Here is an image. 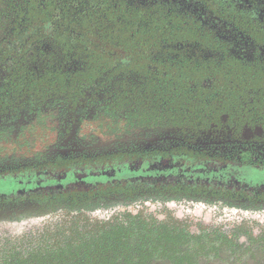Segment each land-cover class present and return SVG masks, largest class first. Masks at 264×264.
Segmentation results:
<instances>
[{"label": "flooded vegetation", "instance_id": "flooded-vegetation-1", "mask_svg": "<svg viewBox=\"0 0 264 264\" xmlns=\"http://www.w3.org/2000/svg\"><path fill=\"white\" fill-rule=\"evenodd\" d=\"M128 1L147 11L161 7L166 12L175 14L176 17L185 18L186 23L195 32V36L199 34L203 40V42L174 43L165 51L161 50L158 55L160 58L218 65L228 58H234L256 69L264 70V58L261 56L249 58L244 55L243 49L233 52L224 40L205 31L196 21L194 14V11H201L216 22L230 27L244 43L262 49L264 0H176L189 6L188 9L180 12H176L168 5L157 4L146 7ZM189 46L202 49V52H207L208 56L204 57L201 54L199 58L196 54L180 55L179 51ZM48 50L50 49L45 48L47 56H49ZM72 63L91 70V67L76 59L69 58L66 61L62 58L58 63H35L26 66L27 73L24 76L16 73L19 77L17 81H3L5 86L0 90V130L5 131L3 133L8 135V140H1L0 146L12 142L14 153L1 158L2 151H0V173L104 157L116 156L121 160L115 161L116 164L94 166V169H89L87 173H84L83 168L75 167L69 171H38L35 177L28 179L26 176L18 180L11 179L12 185L9 182L11 187L0 194V208L14 210L35 206V209H38L50 204L71 205L103 198L117 200L159 198L217 204L216 209L219 211L225 207L264 210V131L258 135H249L235 128L226 131L212 126L204 130H195L193 127L178 126L174 123L167 125L160 121L150 123L126 119L120 131L115 128L111 131L107 129L106 140L102 141L90 131L88 118L94 114V109L87 104L82 106L84 97L70 79L71 74L68 72L71 71L69 66ZM54 75L63 77L64 80L48 79ZM129 75L141 76L162 86L172 102L185 100L183 105L186 104V112H182L181 115L179 113L180 117L230 114L235 115L239 122L254 120L264 122V102L261 101L250 100L254 106L248 110L238 101L227 108L221 101L216 103L208 101L204 109L192 102L189 92H177L178 88H172L158 78L134 72L108 78L107 74H104L95 78L105 82L118 76ZM39 118H44L46 121L58 119L61 124L52 128L51 121H48L46 124L48 129L44 126L39 138L36 137L38 135L33 127L36 124L35 120ZM197 131L199 133H196ZM29 136H32V140H36L37 144L30 142ZM190 155L196 157L191 159ZM201 159L202 161L199 162L194 161ZM41 174L51 175V178H41ZM210 183L232 191L225 194L211 192ZM184 184L194 185L195 190L187 191L181 186L178 187ZM115 186L121 189L125 187L124 192L105 196H84L83 198L87 200L76 202L72 201L73 196L57 200L59 196L63 197L74 190L97 192L100 188H115ZM200 186H206L208 189L198 190ZM43 198L55 200L38 201ZM252 246L255 247L253 244ZM195 247L196 245H192V249ZM134 249V252H137L136 248ZM196 251L201 252L200 249Z\"/></svg>", "mask_w": 264, "mask_h": 264}, {"label": "rangeland", "instance_id": "rangeland-1", "mask_svg": "<svg viewBox=\"0 0 264 264\" xmlns=\"http://www.w3.org/2000/svg\"><path fill=\"white\" fill-rule=\"evenodd\" d=\"M131 1L146 7L168 5L176 12L189 7L176 0ZM194 14L205 31L224 40L233 52L243 49L244 55L249 58H264V47L260 49L244 43L230 27L216 22L201 11H194ZM179 53L187 56L196 54L199 58L201 54L208 56L207 52L194 46L182 48ZM70 65V79L84 97L82 106L87 104L95 111L88 118L90 131L102 141L106 140L107 129L120 131L126 119L150 123L160 121L167 125L174 123L195 130L212 126L226 131L235 128L249 135L264 131L262 120L239 122L235 115L230 114L180 117L182 112H186V104L183 105L185 100L170 101L166 89L151 80L129 75L102 82L95 78L88 67L76 63ZM18 79L16 73L0 69V90L5 86L3 81ZM48 79L64 80L58 75ZM48 121H51L52 128L61 124L58 119H36L33 125L38 135L36 137H41L44 126L48 129ZM3 132L0 130V141L8 140V135ZM29 140L37 144L32 136H29ZM13 149L12 142L0 146L1 158L14 153ZM2 187L4 183L0 182ZM217 206L202 201L176 199L103 198L71 205L50 204L38 209L35 206L14 210L0 208V264L23 257L29 239H32L30 248L41 244L53 247H62L60 245L68 242L78 247L83 244L84 248L78 249L86 254L85 260L94 261V264L102 260L106 264H130L136 261L138 264H264V210L235 208L241 211L234 214L229 207L219 211ZM99 233H106L103 235L108 237L101 238ZM113 233H116L115 237ZM180 234L187 235L184 240L188 242L178 247L175 239ZM192 245L197 248L192 249ZM134 248L139 251L134 252ZM197 249L201 252L198 253ZM159 250L161 252H157ZM181 251L186 254L178 257Z\"/></svg>", "mask_w": 264, "mask_h": 264}, {"label": "trees", "instance_id": "trees-1", "mask_svg": "<svg viewBox=\"0 0 264 264\" xmlns=\"http://www.w3.org/2000/svg\"><path fill=\"white\" fill-rule=\"evenodd\" d=\"M186 22L185 18L176 17L161 7L147 11L128 0H0V69L24 76L26 66L58 63L62 58L66 61L72 58L91 67L95 77L107 74L108 78L134 72L158 78L172 88H178L177 92H189L192 102L204 109L208 101H221L226 108L242 102L246 110L254 106L250 100L264 102V70L234 58L218 65L174 61L158 56L161 50L165 51L174 43L203 42ZM45 48L50 49L49 56ZM194 157L190 155L189 158ZM117 160L121 158L104 157L69 162V165L61 163L1 172L0 182L4 183V187L0 188V194L11 187V179L35 177L38 171H69L78 167L87 173L94 166L116 164ZM49 177L51 175L41 174V178ZM209 185L211 192L225 194L232 191L218 184ZM180 186L187 191L195 190L194 185ZM124 188L106 187L97 192L74 190L57 200L73 196L72 201L76 202L87 200L84 196L124 192ZM206 189V186L198 187V190ZM47 200L55 199L38 201ZM103 234L106 233H99V236L108 237ZM113 235L115 237L116 233ZM186 237L180 234L175 239L176 245L187 244ZM31 240H28L23 257L17 261H5L4 264H94V261L85 260L86 254L78 249H83V244L80 247L71 242L63 243L62 247L41 244L30 248ZM184 254L181 251L178 257ZM104 261L98 264H106Z\"/></svg>", "mask_w": 264, "mask_h": 264}, {"label": "built area", "instance_id": "built-area-1", "mask_svg": "<svg viewBox=\"0 0 264 264\" xmlns=\"http://www.w3.org/2000/svg\"><path fill=\"white\" fill-rule=\"evenodd\" d=\"M231 210L234 212V214H237V213H239L241 211V210H238V209H235V208H233Z\"/></svg>", "mask_w": 264, "mask_h": 264}]
</instances>
